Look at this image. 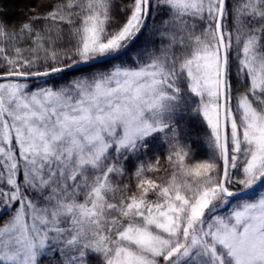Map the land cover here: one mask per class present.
<instances>
[{
	"label": "snow or ice",
	"instance_id": "snow-or-ice-1",
	"mask_svg": "<svg viewBox=\"0 0 264 264\" xmlns=\"http://www.w3.org/2000/svg\"><path fill=\"white\" fill-rule=\"evenodd\" d=\"M0 264H264V0H0Z\"/></svg>",
	"mask_w": 264,
	"mask_h": 264
},
{
	"label": "trees",
	"instance_id": "trees-1",
	"mask_svg": "<svg viewBox=\"0 0 264 264\" xmlns=\"http://www.w3.org/2000/svg\"><path fill=\"white\" fill-rule=\"evenodd\" d=\"M38 0H5V5L9 12L10 18L23 19L24 13L34 7Z\"/></svg>",
	"mask_w": 264,
	"mask_h": 264
}]
</instances>
